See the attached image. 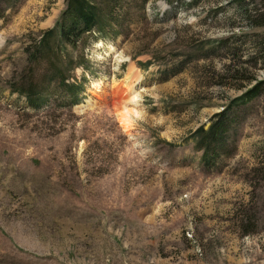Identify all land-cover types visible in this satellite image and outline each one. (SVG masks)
<instances>
[{"label": "rangeland", "instance_id": "1", "mask_svg": "<svg viewBox=\"0 0 264 264\" xmlns=\"http://www.w3.org/2000/svg\"><path fill=\"white\" fill-rule=\"evenodd\" d=\"M64 8L0 0V264H264L260 0H114L107 34L31 59ZM57 70L85 76L79 103ZM227 104V153L206 167L189 135Z\"/></svg>", "mask_w": 264, "mask_h": 264}, {"label": "trees", "instance_id": "2", "mask_svg": "<svg viewBox=\"0 0 264 264\" xmlns=\"http://www.w3.org/2000/svg\"><path fill=\"white\" fill-rule=\"evenodd\" d=\"M244 1L247 0H234L238 6H241ZM113 2L114 0H65V8L61 12L54 27L42 32V36L37 41L34 53L30 58L37 60L38 53L49 51V39L75 46L80 37H83L85 34H90L93 30L98 31V33L107 34L110 31L107 27L112 26L111 12L113 10ZM104 5H107V7H104ZM4 10L0 11V18H2ZM258 12L256 18L249 15L255 26L264 25V0H260V11ZM262 48L264 50V42ZM84 62L85 60H80L77 65H83ZM147 64L148 62H145L141 65L145 68ZM55 75L59 81V87L68 91L67 95L70 98V103L74 104L78 102L79 98L77 96L84 90L83 83L85 76L82 75L81 80L77 82L66 81L68 75H65L62 70H57ZM260 84L261 82L256 81L251 88L247 89L232 101L243 102L251 98L258 92ZM32 86H34V83ZM251 93H253L252 96ZM20 94L26 97L28 104L33 108L40 107L45 99L44 92H40L34 98L32 97L33 92L30 91H21ZM230 107V104H227L225 108L213 115L208 127L205 128L203 125H200L189 135L190 138L194 139L196 148L201 151V162L206 167L214 165L217 158L227 153L225 149L227 148V135L230 127L228 125V111Z\"/></svg>", "mask_w": 264, "mask_h": 264}, {"label": "bare ground", "instance_id": "3", "mask_svg": "<svg viewBox=\"0 0 264 264\" xmlns=\"http://www.w3.org/2000/svg\"><path fill=\"white\" fill-rule=\"evenodd\" d=\"M112 51H113V47L109 46L107 52L111 53ZM129 69H130L129 72L126 74V77H125L126 80L140 79L139 78L140 76H138L137 74L136 68L131 67ZM100 81L101 80H97L93 82V87L98 88L100 85ZM128 91H129L128 92L129 95L127 97L122 98L123 103L121 105V109H118L117 111V119L124 130H128V128L131 126V121L134 118L138 117V114H139V111L135 106H132V107L127 106V104H131V103L135 104V98L137 97V94H135V90L133 86H131L128 89Z\"/></svg>", "mask_w": 264, "mask_h": 264}]
</instances>
